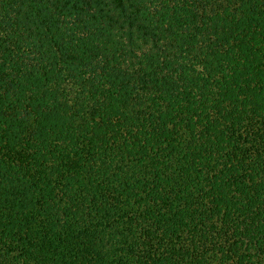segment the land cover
I'll list each match as a JSON object with an SVG mask.
<instances>
[{
    "label": "trees",
    "instance_id": "1",
    "mask_svg": "<svg viewBox=\"0 0 264 264\" xmlns=\"http://www.w3.org/2000/svg\"><path fill=\"white\" fill-rule=\"evenodd\" d=\"M0 264H264V0H0Z\"/></svg>",
    "mask_w": 264,
    "mask_h": 264
}]
</instances>
